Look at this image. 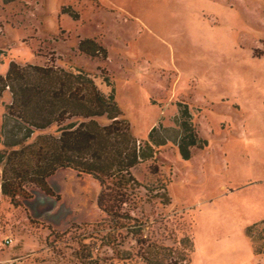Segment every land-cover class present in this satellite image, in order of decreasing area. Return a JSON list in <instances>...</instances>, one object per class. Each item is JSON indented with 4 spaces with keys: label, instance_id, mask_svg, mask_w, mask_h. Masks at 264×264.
I'll use <instances>...</instances> for the list:
<instances>
[{
    "label": "rangeland",
    "instance_id": "rangeland-1",
    "mask_svg": "<svg viewBox=\"0 0 264 264\" xmlns=\"http://www.w3.org/2000/svg\"><path fill=\"white\" fill-rule=\"evenodd\" d=\"M85 39L106 57L80 54ZM0 53V77L11 62L54 65L88 73L104 94L113 87L144 151L159 129L166 144L133 171L171 200L153 193L140 204L159 223L158 243L187 264H264V0H0ZM11 101L6 90L0 126ZM182 104L207 142L189 161L177 147ZM49 185L56 197L35 188L20 206L0 191V264H123L96 230L97 179L60 169ZM186 235L194 254L180 246Z\"/></svg>",
    "mask_w": 264,
    "mask_h": 264
},
{
    "label": "trees",
    "instance_id": "trees-1",
    "mask_svg": "<svg viewBox=\"0 0 264 264\" xmlns=\"http://www.w3.org/2000/svg\"><path fill=\"white\" fill-rule=\"evenodd\" d=\"M78 51L89 59L105 58L107 54L90 39L80 40ZM6 90L12 101L4 107L0 126L3 196L20 206L19 199H32L31 190L35 188L56 197L49 180L60 169L91 175L100 184L98 208L105 217L96 224V230L103 234L104 244L113 255L123 264H131L134 258L143 264H187V256L155 240L150 230L159 223L150 222L140 210V204H150L153 193L162 203L165 199L163 205H171L164 187L142 185L133 174L141 163L153 158L155 147L166 144L167 140L158 135L159 129L151 131L146 141L148 150L144 151L118 107L113 87L104 94L95 79L81 70L69 72L54 65L21 66L11 62L6 75L0 77V97ZM181 106L184 111L176 118L180 134L177 147L181 159L189 161L192 150L202 149L207 142L199 137L187 105ZM101 117H107L109 124L95 120ZM53 126L54 134L39 133ZM140 190L145 191L146 200ZM127 243L133 245L127 249ZM179 243L194 254L189 236Z\"/></svg>",
    "mask_w": 264,
    "mask_h": 264
},
{
    "label": "crops",
    "instance_id": "crops-1",
    "mask_svg": "<svg viewBox=\"0 0 264 264\" xmlns=\"http://www.w3.org/2000/svg\"><path fill=\"white\" fill-rule=\"evenodd\" d=\"M31 200H33V198H32ZM31 200H30V201H31Z\"/></svg>",
    "mask_w": 264,
    "mask_h": 264
}]
</instances>
